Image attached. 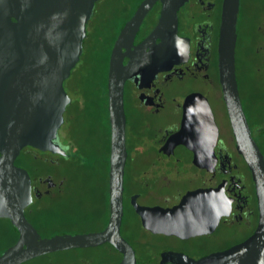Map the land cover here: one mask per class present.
I'll use <instances>...</instances> for the list:
<instances>
[{
	"label": "water",
	"instance_id": "1",
	"mask_svg": "<svg viewBox=\"0 0 264 264\" xmlns=\"http://www.w3.org/2000/svg\"><path fill=\"white\" fill-rule=\"evenodd\" d=\"M101 0H0V219H8L17 242L0 254V264H24L45 255L111 245L138 264L136 251L123 237L124 180L128 158L123 49L133 44L143 20L162 6L157 27L148 40L161 48L178 38V12L189 0H143L126 22L111 52L107 93L110 120V218L101 232L42 236L25 210L34 200L29 172L16 165L26 148L66 156L60 130L73 98L66 82L85 52L88 24ZM241 0H224L219 40V73L237 148L253 175L259 221L244 242L195 260L185 254L166 256L177 264H264V154L255 141L237 79L236 43ZM171 33V34H170ZM167 36V38H164ZM42 194H37L40 198ZM142 227L153 234L195 237L212 232L229 204L218 191L188 194L173 209L134 204Z\"/></svg>",
	"mask_w": 264,
	"mask_h": 264
},
{
	"label": "flooded vegetation",
	"instance_id": "2",
	"mask_svg": "<svg viewBox=\"0 0 264 264\" xmlns=\"http://www.w3.org/2000/svg\"><path fill=\"white\" fill-rule=\"evenodd\" d=\"M142 1L138 0L127 6L128 11L117 29L112 50L123 25L133 17ZM223 3L224 0H189L178 12V38L173 37L171 44L165 48L160 47L163 44L161 39L155 42L148 40L160 18L162 6L157 3L143 20L133 44L123 49L127 76L124 102L128 158L121 232L135 249L138 264H177L166 256L169 253L185 254L198 260L244 242L258 226L256 185L249 166L237 148L220 82L219 40ZM96 12L97 9L89 25ZM256 53L264 59V39L257 45ZM237 79L239 84L238 73ZM252 134L253 137L254 134L259 137L256 130L252 129ZM66 135L63 134L68 141L69 133ZM61 143L67 151L65 157L50 152L43 153L45 159L52 164L61 165L63 158L71 159L69 145L65 146L62 139ZM17 166L26 169L21 165ZM96 170L93 165L85 163L78 168L80 176L85 178H89ZM30 176L34 200L25 213L44 198H48V201H43V204L51 210L53 199L57 195L66 196L73 193L74 189L81 199L76 198L84 200L82 196L87 192L86 188L93 186L99 190L100 202L104 201L107 205L103 211L108 216L104 227L96 232H101L108 225L109 179L84 178L69 181L66 177L57 179L52 173L37 180L31 174ZM213 190L224 196L226 205L229 204V212L220 216L212 232L204 235L181 238L153 234L142 227L141 218L134 208V204H139L143 207L173 209L188 194ZM37 194L42 196L38 198ZM129 211L141 225L140 238L135 236L134 230L131 239L123 233ZM85 216L78 222L90 223V215ZM145 235L155 238L156 242L150 243ZM198 240L225 242L215 250L199 255L192 249L193 243Z\"/></svg>",
	"mask_w": 264,
	"mask_h": 264
},
{
	"label": "trees",
	"instance_id": "3",
	"mask_svg": "<svg viewBox=\"0 0 264 264\" xmlns=\"http://www.w3.org/2000/svg\"><path fill=\"white\" fill-rule=\"evenodd\" d=\"M137 1L106 0L104 4L106 8L103 6L100 9L97 19L93 21L95 23L91 31L89 30L85 40L84 64L81 69L77 70L76 67L72 76L66 82L72 92L79 96V99H73L68 106L67 119L63 127L64 131L69 129L68 143L71 159L66 160L63 158L61 165L52 164V162L45 159V155L40 151L33 148L25 149L17 159L16 164L25 167L33 179L44 178L52 173L56 175L57 179L66 177L69 181H76L79 179L77 173L79 165L82 163L88 166L93 165L97 169L102 168V176L105 180L109 179L111 130L108 114L107 80L110 54L116 39L117 29L123 20V16L128 11L127 6L137 3ZM113 2H115V5L111 4ZM244 109L247 114L245 105ZM257 115L256 119L249 120L252 129L258 132L259 137L257 138L256 134H254V137L264 154V109ZM67 166L70 168L67 169ZM64 197L63 194L57 195L53 199L51 210L43 204V199L38 200L27 210L28 220L42 236L62 235L63 233L54 232L55 227L53 226L57 223L70 222L71 219L69 220V218L75 215L74 204H65ZM8 222L11 226L13 239L4 251L14 245L19 237L11 222ZM134 234L139 238L141 237L142 228L140 223L137 227H134ZM86 250L98 251L100 253L99 259L88 258L81 261L77 258L75 264H119L122 260L120 253L109 244ZM32 261L24 264H31Z\"/></svg>",
	"mask_w": 264,
	"mask_h": 264
},
{
	"label": "rangeland",
	"instance_id": "4",
	"mask_svg": "<svg viewBox=\"0 0 264 264\" xmlns=\"http://www.w3.org/2000/svg\"><path fill=\"white\" fill-rule=\"evenodd\" d=\"M106 0H102L98 4L96 16L93 21L97 19V15L100 9L105 4ZM115 5V2L111 3ZM104 8H106L104 6ZM95 23V22H94ZM93 22L88 26L91 31ZM264 39V0H243L241 6V13L238 25L237 34V47H236V62H237V72L239 76V86L241 90L242 99L247 111L249 118L256 119L257 114L264 109V59L256 53V47L262 43ZM85 61V55L83 56L80 64L77 66V70L82 68ZM75 71V70H74ZM66 89L73 99H79V96L72 92L70 86L66 85ZM69 115V114H68ZM67 119V113L65 114V120ZM67 123V121H66ZM69 129H67V132ZM64 128L60 130V135L62 142L65 146H68V141L64 138V135H68ZM66 135V136H67ZM67 169L70 167L67 166ZM65 168V170H67ZM64 170V168H63ZM79 179H84L81 177V173L78 171ZM103 175V169L98 168L94 171L89 178L92 180H105ZM89 186V184L87 183ZM87 192L80 200L77 190L74 189L73 193H69L64 197L65 204H74L73 208L76 210L74 217L71 218L70 222L58 224L55 227L56 233H75L87 231H98L100 228L104 227L107 222V214L104 213L105 207L107 205L100 202L99 190L91 186L86 188ZM75 199L73 200V197ZM80 199H77V198ZM44 202L48 201V198H44ZM73 201V202H71ZM85 214L90 215L91 222L88 221L78 222L81 217L86 218ZM139 225L138 219L134 216L132 212H128V222L124 229V235L131 239L134 227ZM150 243H155L156 239L150 235H145ZM13 233L11 232L10 223L6 219L0 220V254L9 245L13 239ZM225 241L221 240L219 242H206L205 240H198L192 245V249L196 254H203L215 250L219 245L223 244ZM100 253L98 251H90L86 249H81L78 251H63L57 252L49 255L42 256L35 259L31 264H75L76 259L85 260L88 258L99 259Z\"/></svg>",
	"mask_w": 264,
	"mask_h": 264
}]
</instances>
